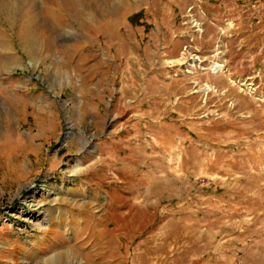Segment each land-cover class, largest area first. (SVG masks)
I'll return each mask as SVG.
<instances>
[{"label":"rangeland","instance_id":"obj_1","mask_svg":"<svg viewBox=\"0 0 264 264\" xmlns=\"http://www.w3.org/2000/svg\"><path fill=\"white\" fill-rule=\"evenodd\" d=\"M76 263L264 264V0H0V264Z\"/></svg>","mask_w":264,"mask_h":264},{"label":"bare ground","instance_id":"obj_2","mask_svg":"<svg viewBox=\"0 0 264 264\" xmlns=\"http://www.w3.org/2000/svg\"><path fill=\"white\" fill-rule=\"evenodd\" d=\"M54 201V200H53ZM95 229V228H94ZM49 230V232H51V231H54V229H48ZM77 264V263H76Z\"/></svg>","mask_w":264,"mask_h":264}]
</instances>
